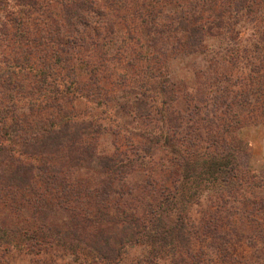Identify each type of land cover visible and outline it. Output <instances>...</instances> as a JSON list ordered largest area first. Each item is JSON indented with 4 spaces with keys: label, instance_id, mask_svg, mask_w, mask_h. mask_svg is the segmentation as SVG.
<instances>
[{
    "label": "rangeland",
    "instance_id": "obj_1",
    "mask_svg": "<svg viewBox=\"0 0 264 264\" xmlns=\"http://www.w3.org/2000/svg\"><path fill=\"white\" fill-rule=\"evenodd\" d=\"M222 1L38 0L42 9L40 14L34 13L32 20L24 26L33 38L40 39L38 42L41 44L26 47L13 37V26L9 21L10 14L20 8L19 3L16 0H0V74L4 75L8 71L6 64L14 65L15 61H21L23 66L28 61L34 65L29 67L36 70L34 74H29L27 69L16 74V78L22 75L21 88L7 90L0 84V115L3 109H10L17 120H25L21 125L29 132H36L39 121L46 123L48 119L55 120L63 115L74 116L77 121L84 123L100 117L102 122L97 135L92 134L90 139L82 134L76 140V147L81 148L82 156L87 152L85 149L91 151L92 147L95 148L96 156L118 152L132 156L138 148L151 146V159H145L142 168L145 171L147 168L153 169L159 163L164 167H157L153 172L148 170L149 173L141 172L134 178L130 175L124 182L129 188H135L145 183V177L148 176L156 181V189L152 193L156 196L163 185L162 174L171 171L168 164L169 159L171 160L170 146L162 143L167 125L156 114L158 104L148 103L146 107H137L133 97L145 88L154 86V89H158L157 84H162L167 89L166 96L171 90L176 91L175 101L164 105L167 110L184 116L191 111L193 105H197L199 119H202L197 124L202 125L201 130L204 132L202 140L197 141V149L202 147L199 150L203 151L208 145L207 137L212 135L216 138L221 134V127L216 129L215 126H210V122L213 121L216 126L222 123L216 117H222L220 113L225 107L221 104V97L229 88V82L223 76L230 75L231 82H240L258 64V50L255 47L264 30V6L253 4L250 14L247 5L238 8L233 13L234 18L226 20V23H231L232 31L222 30L220 35L216 33V29L210 35L203 31V35L199 36L201 46L192 45L191 50L196 53L189 54V48L185 44L181 50L178 48L171 51L170 47L174 46L171 39L163 47L166 48L164 50H161V44L149 49V36L141 25V13L144 11L145 14L147 10H152L153 14L160 13L157 23L166 28L169 21L176 22L175 18L186 11V15L194 14L197 19L209 16L212 21V17L221 11ZM248 1L245 0L244 3L247 4ZM227 18L226 16L225 19ZM204 23L209 26L212 24L207 18ZM87 24L97 28L90 31L85 26ZM82 30L89 37H85ZM4 31L8 33L6 36ZM79 41L83 43L81 46ZM194 49L197 51H193ZM56 58L62 60L58 65L54 63ZM41 68L55 78V84L60 89L68 87L75 75L79 85L83 87L82 91L74 100L59 101L60 110L55 108L41 111L40 107L44 106L49 95H39L45 90L43 86L38 87L41 82L34 75L42 72ZM27 76L31 80L26 79ZM259 80L260 83L255 85L246 79L244 98L236 100L240 107L235 105L233 108L239 114V124L237 129L231 130L228 137L241 142L244 155L240 167L249 179L244 189L233 195L236 198L234 202L229 198L223 204L216 196L205 192L198 201L191 204L185 214L189 216L190 223L195 224L192 232L197 237L190 235L191 242L187 244L189 253L185 254L181 248L176 249L175 253L168 248L157 252V249L153 250L148 244L129 243L120 249V259L113 264H264V76L262 79L260 76ZM234 91L240 93V89ZM149 94L154 96L155 91L151 90ZM184 94H189L191 100L185 101ZM159 96L168 101L166 96ZM245 98L247 103L241 104ZM138 111L142 112V118H139ZM185 125L186 123L182 127ZM206 125L212 129L209 136L205 134ZM83 132L90 131L84 129ZM144 132L158 139L161 136L159 146L143 141L140 135ZM174 133L175 139L184 135L183 130ZM167 134L170 133L167 131ZM65 153L66 151L61 154ZM77 154V151L68 152V156L74 158ZM69 165H77V161L72 160ZM177 171L178 167L173 166L171 172ZM59 176L63 183L91 188L99 187L105 181L92 161L88 164L81 162L77 168L62 169ZM137 195L135 193L138 201L148 200L146 195L142 198ZM244 199L250 201L251 206H245ZM133 202L131 207L137 205ZM211 206L219 207L217 217H220L224 226L218 228L214 235L206 233L209 236L205 239L201 235L200 217L205 211L209 214ZM145 209V205H139L135 215L126 212L127 219L129 216L142 217ZM235 209L238 210L236 213ZM166 213L163 219L171 225L178 210ZM70 217L71 214L59 211L49 215L48 222L63 230L71 225ZM3 219L4 213H0V220ZM88 263L96 262L91 260ZM0 264L83 263L76 256L52 246L41 248L38 252L0 248Z\"/></svg>",
    "mask_w": 264,
    "mask_h": 264
},
{
    "label": "trees",
    "instance_id": "obj_2",
    "mask_svg": "<svg viewBox=\"0 0 264 264\" xmlns=\"http://www.w3.org/2000/svg\"><path fill=\"white\" fill-rule=\"evenodd\" d=\"M16 2L19 3L20 8L9 16L14 31L12 35L26 47L31 44L38 46L41 44L38 42L40 39L33 38L24 24L32 20L34 13L40 14L41 5L38 0H16ZM244 2L245 0H223L221 11L212 17V21L209 16L197 19L194 14L186 15L188 12L186 11L175 18L176 22L169 21L166 28L157 23L160 13L153 14L152 10H147L144 14L143 11L141 25L149 36L148 48L161 44V50H164L166 48L163 47H166L171 39L174 44L170 47L171 51L178 48L181 50L186 45L189 48L187 54L196 53L192 52L191 46H201L199 36L203 35V31L208 35L215 29L218 35L222 30L230 32L233 29L230 28L231 23H226V20L234 18L233 13L238 11V8L247 5L250 14L253 4L264 6V0H249L247 4ZM206 18L212 23L211 26L204 23ZM85 26L91 29L90 31L97 28L88 24ZM82 32L85 37H89L87 32L83 30ZM3 34L6 36L8 33L4 31ZM261 35L259 44L255 47L258 50V64H255L240 82L237 80L231 82L230 75L223 76V79L229 82V88L221 97V104L225 107L220 113L222 117H216L222 123L216 126L213 121L210 122V126H215L216 129L221 127V134L215 138L210 135L212 129L206 125L205 134L210 137H207L208 145L203 151L199 150L202 147L197 149V141L202 140L204 135L201 130L202 125L197 124L202 121L198 116L197 105H193L191 111L184 116L167 110L164 105L175 101L176 91L171 90L166 96L167 89L162 84H157L158 89H154V86L145 88L133 97L137 107H146L148 103L158 104L155 108L156 114H159V119L167 125L162 143L170 146L171 160L169 159L168 164L171 171L173 166L178 167L177 172L162 174L163 185L156 196L152 195L156 189V181L148 176L145 177V183L135 188H129L130 186L128 187L124 182L130 175L134 178L141 172L149 173L148 170L153 172L157 167H164L159 163L154 165L153 169L147 168L145 171L142 168L145 159H151L149 153L151 146L138 148L132 156L122 152L96 156L95 148L92 147L91 151L85 149L87 152L82 156L81 148L76 147V140L82 134L90 139L92 134L97 135V129L102 122L100 117L84 123L77 121L74 116L63 115L55 120L48 119L46 123L39 121L40 125L36 132H29L21 125L24 119L17 120L10 109H3L0 115V213H4L6 220H0V248L38 252L41 248L56 246L76 256L83 264H89L91 260L96 262L95 264H113L120 259V249L129 243L148 244L153 250L157 249V252L168 248L175 253L176 249L181 248L185 254L189 253L187 244L191 242L190 235L192 234L193 237L197 235L192 232L195 224L190 223L185 211L205 192L216 196L223 204H226L229 198L234 202L236 198L233 195L243 190L249 180L240 167L244 155L241 142L228 136L239 124V114L233 108L235 105L238 106L237 99L244 98L243 88L245 89L246 79L258 85L260 76L261 79L264 76L262 74L264 73V30ZM81 44L83 43L79 41L80 46ZM261 53L263 56H260ZM61 61L56 58L54 63L58 65ZM13 64H6L8 71L4 75L0 74V84L7 90L21 88L22 75L16 78L17 73H23L24 69H27L29 74H34L36 71L31 68L34 65L28 61L24 66L21 61H15ZM45 66L51 68L50 65L45 64ZM29 77L27 76L26 79L31 80ZM34 77H39L41 85L38 84V87L43 86L46 91L39 95L49 94L44 106L40 107L41 111L55 108L60 110L59 101L74 100L83 89L75 75L68 87L62 89L56 86L55 78L53 79L46 70L42 69V72L39 71ZM51 79L53 81H47ZM235 89H240V93L234 91ZM151 90L155 91L154 96L149 94ZM159 95L166 96L168 101H164V97L161 99ZM7 97L11 98L9 95ZM183 98L187 102L191 100L189 94H184ZM246 103L245 98L241 104ZM141 114L142 112L138 111L139 118L143 117ZM184 123L186 125L182 127ZM84 129L90 132L84 133ZM182 130L184 135L175 139L174 132ZM167 131L170 134H167ZM149 134L144 132L140 136L150 145L159 146L161 136L158 139L150 137ZM209 149L211 150L207 151ZM64 151L66 153L61 154ZM70 151L72 153L77 151L79 154L75 155V158L68 156ZM72 160L77 161V165L92 161L98 173L105 177V181H102L101 186L94 188L63 183L59 176L62 169L75 166L77 168V165H69ZM135 193H138V198L146 195L148 200L138 201ZM244 200L242 203L244 202L245 206H251L250 201ZM130 201H134L137 205L131 207ZM139 205L146 207L142 217L129 216L127 219L126 212L137 213ZM176 210L178 213L173 223L169 225L163 216L167 215V211L176 212ZM218 210L219 207L211 206L209 214L205 211L200 217L201 235L205 239L209 236L207 234L214 235L218 228L224 226L220 217H217ZM59 211L71 214V225L63 230L53 227L48 222L49 215ZM237 211L235 209L234 213ZM112 212L114 215L110 214Z\"/></svg>",
    "mask_w": 264,
    "mask_h": 264
}]
</instances>
